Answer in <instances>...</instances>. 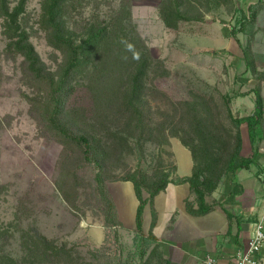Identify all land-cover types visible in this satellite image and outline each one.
I'll return each mask as SVG.
<instances>
[{"label":"rangeland","instance_id":"374dc122","mask_svg":"<svg viewBox=\"0 0 264 264\" xmlns=\"http://www.w3.org/2000/svg\"><path fill=\"white\" fill-rule=\"evenodd\" d=\"M44 1L28 2L22 25L47 69L58 74L64 57L48 44L41 27ZM12 2L15 5L18 0ZM162 2L76 0L66 10L69 25L79 37L86 23L108 22L128 6L150 57L163 61L170 71L168 77H158L159 64L153 63L150 85L162 93L147 94L137 131L135 121L122 113L115 121L101 123L92 115L85 89H79L69 102L68 107L84 111L79 123L83 132L102 141L118 134L116 150L106 149L109 157L103 173L115 210L114 186L124 183L123 177L142 170L154 181L162 172L174 173L172 142L180 162L182 152L190 154L181 144L185 139L201 164L211 158L213 171L222 170L235 144L230 113L249 115L254 103L250 91L258 85L261 91L264 88V0H234L233 5L218 8L203 5V21L181 22L177 30L167 29L161 20ZM257 9L252 20L251 13ZM232 29L238 32L237 40L231 37ZM2 31L0 20V187L5 186L0 190V264H7V256L19 260L18 264H46L42 257L26 256L23 237L32 227L71 249L69 259L52 264H142L136 232L124 231L117 221L107 227V203L98 192L95 167L84 161L81 152H65L42 133L26 97L44 108L46 91L24 76L21 57L6 55ZM245 49H249L252 67L245 62ZM242 128L246 134V126L241 127V134ZM125 227L130 226L125 222ZM102 231L104 240L98 242ZM152 257L148 251L146 264H154Z\"/></svg>","mask_w":264,"mask_h":264},{"label":"trees","instance_id":"16d2710c","mask_svg":"<svg viewBox=\"0 0 264 264\" xmlns=\"http://www.w3.org/2000/svg\"><path fill=\"white\" fill-rule=\"evenodd\" d=\"M29 1L18 0L13 5L12 0H0L2 32L7 39L5 53L8 57H21L24 76L37 89L46 91L44 108L38 107L35 99L25 96L31 104V114L38 121L42 133L62 145L65 152H81L84 161L95 167L98 192L107 203L105 214L107 227L114 221L120 225L115 207L108 200L103 174L105 161L109 157L106 149L116 150L118 134L111 140L102 141L91 132L90 135L83 132L79 128V123L82 121L84 111L68 107L69 102L79 89H85L91 101L92 115L99 117L101 123L115 121L122 113L131 119L130 122L135 121L136 125L133 128L137 131L142 123L141 106L147 94L152 90L154 93H162L158 87L150 85L152 79L150 73L155 69L153 63L159 64L156 70L158 77L166 78L170 71L166 69L163 61L150 57L149 49L132 22L128 6L124 5L108 22L95 20L86 23L82 35L78 37L66 18L69 4L76 0H45L42 6L41 27L47 33L48 44L64 57L60 72L54 74L47 69L31 43L28 32L23 28L22 19ZM233 3L234 0H163L160 18L167 29L177 30L181 22L203 21L204 15L200 10L203 5L208 7L212 4L214 8H218ZM207 11L210 12L212 9ZM258 11L257 9L251 13L252 20H255ZM191 12L195 15L190 16ZM240 29L242 31L244 28ZM237 34L236 30H231L232 38L237 40ZM127 44H131L132 48L129 49ZM249 55V49H245V62L248 67H252ZM261 89L258 85L250 91L254 94L255 104L251 114L233 117L230 113L236 129L235 144L228 153L222 170L213 171L214 164L211 158H207V161L201 164L195 149L185 139H181V143L190 150L194 159L192 176L171 179L173 173L162 172L158 179L152 181L144 171L138 170L121 179L134 185L139 201L135 242L142 264H146L145 259L154 240L152 231L157 218L154 211L151 227L146 235L143 229L144 210L148 204H153L156 196L164 191L169 183H188L198 204V209L194 210L193 204L187 202L188 211L192 214H204L213 209L206 204L205 198L216 188L221 177L224 174H233L240 168H247L253 163L262 139L261 127L264 121V97ZM196 123L198 126L202 125V122L200 125ZM242 126H247L253 146V154L250 157L241 155ZM195 128L199 130L200 127ZM193 130L195 131L194 128ZM194 140L196 142V139ZM4 187H0V190ZM144 191L147 196L144 195ZM23 244L27 249V257H42L46 264L62 263L63 260L70 258L71 249L67 244L59 246L36 227L29 229L23 237ZM6 261L7 264L19 263V260L11 256H7Z\"/></svg>","mask_w":264,"mask_h":264},{"label":"crops","instance_id":"0c3cea01","mask_svg":"<svg viewBox=\"0 0 264 264\" xmlns=\"http://www.w3.org/2000/svg\"><path fill=\"white\" fill-rule=\"evenodd\" d=\"M254 107L253 103L252 112ZM261 130L262 139L253 163L233 174H224L212 193L207 194L206 204L213 207L211 211L204 214L190 213L187 202L192 203L193 209L197 210L196 196L188 183L174 182L156 196L152 205L145 207L143 229L146 235L154 211L157 217L152 231L154 240L149 249L154 264H207L210 257L215 260V264H236L238 252L248 247L254 224L264 220V121ZM245 132L242 128L241 155L250 157L253 146L247 126ZM172 151L175 169L171 179L192 176L194 159L190 150L189 155L182 152L183 162H180L173 142ZM114 202L119 227L135 233L139 201L134 185L124 182L114 186ZM125 222L130 226L129 229H126ZM97 240H104L103 231L98 234ZM261 255L264 256V248Z\"/></svg>","mask_w":264,"mask_h":264},{"label":"built area","instance_id":"2783aa9c","mask_svg":"<svg viewBox=\"0 0 264 264\" xmlns=\"http://www.w3.org/2000/svg\"><path fill=\"white\" fill-rule=\"evenodd\" d=\"M264 248V220L254 224V231L248 247L245 251L238 252L236 264H264V256L261 251ZM207 264H215L213 258L207 259Z\"/></svg>","mask_w":264,"mask_h":264},{"label":"clouds","instance_id":"9594fccd","mask_svg":"<svg viewBox=\"0 0 264 264\" xmlns=\"http://www.w3.org/2000/svg\"><path fill=\"white\" fill-rule=\"evenodd\" d=\"M127 47H128L129 49H131V48H132V45H131V44H127Z\"/></svg>","mask_w":264,"mask_h":264}]
</instances>
